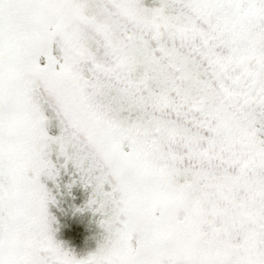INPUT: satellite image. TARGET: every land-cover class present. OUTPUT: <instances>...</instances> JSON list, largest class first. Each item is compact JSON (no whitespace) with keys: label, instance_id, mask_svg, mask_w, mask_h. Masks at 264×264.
<instances>
[{"label":"snow or ice","instance_id":"6c2138e0","mask_svg":"<svg viewBox=\"0 0 264 264\" xmlns=\"http://www.w3.org/2000/svg\"><path fill=\"white\" fill-rule=\"evenodd\" d=\"M0 264H264V0H0Z\"/></svg>","mask_w":264,"mask_h":264},{"label":"rangeland","instance_id":"374dc122","mask_svg":"<svg viewBox=\"0 0 264 264\" xmlns=\"http://www.w3.org/2000/svg\"><path fill=\"white\" fill-rule=\"evenodd\" d=\"M55 191V189H54ZM59 207H53L52 213L59 220L58 238L65 241L77 253H85L94 249L96 228L91 213H77V207H83L88 197L82 190H75L72 196L58 194Z\"/></svg>","mask_w":264,"mask_h":264}]
</instances>
